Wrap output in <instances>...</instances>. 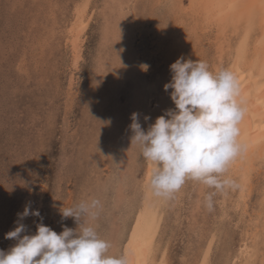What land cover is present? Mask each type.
Returning a JSON list of instances; mask_svg holds the SVG:
<instances>
[{"label": "rangeland", "instance_id": "1", "mask_svg": "<svg viewBox=\"0 0 264 264\" xmlns=\"http://www.w3.org/2000/svg\"><path fill=\"white\" fill-rule=\"evenodd\" d=\"M75 1L0 0V250H8L12 240L5 233L15 228L24 206L38 209L42 223L59 234L64 226L77 227L73 218L62 219L60 208L97 198L103 206L95 221L98 234L110 242L109 254L120 256L117 230L132 217L129 199L144 169L139 147L131 144L130 107L157 116L163 106L175 108L172 89L163 85L178 57L205 61L210 70L224 63L217 48L222 35L195 23L190 0H175L174 9V0H117L114 6L123 2L126 11L120 17L107 9L109 0H90L92 18L76 65L65 30ZM117 25L120 35L130 32L124 44L110 32ZM227 33L230 42L234 35ZM155 118L140 121L142 129ZM261 169L252 173L250 197L238 207L235 187L216 192L209 210L205 197L213 190L191 180L164 204L159 239L167 241V264H195L212 234L210 264H238L243 241L256 233V242L262 241L254 263L261 262ZM40 222L26 217L25 234H35Z\"/></svg>", "mask_w": 264, "mask_h": 264}, {"label": "clouds", "instance_id": "2", "mask_svg": "<svg viewBox=\"0 0 264 264\" xmlns=\"http://www.w3.org/2000/svg\"><path fill=\"white\" fill-rule=\"evenodd\" d=\"M169 70L171 80L163 89H172L169 97L175 108L156 117L147 131L141 127L140 114L132 113L131 144L139 147L150 166L145 187L153 197L169 201L191 180L213 190L205 197L212 210L216 192L234 187L227 172L247 147L240 140L239 125L246 111L239 100L240 86L231 70L213 72L202 60L178 57ZM102 207L99 199L90 198L60 208L62 219L73 218L77 227L64 226L57 234L42 223L38 209L26 205L17 213L15 228L5 233V239L16 243L0 250V264H129L126 255H110V242L98 234L95 221ZM28 216L40 218L35 234H23L27 226L22 221Z\"/></svg>", "mask_w": 264, "mask_h": 264}, {"label": "bare ground", "instance_id": "3", "mask_svg": "<svg viewBox=\"0 0 264 264\" xmlns=\"http://www.w3.org/2000/svg\"><path fill=\"white\" fill-rule=\"evenodd\" d=\"M109 1L111 2L110 4L112 6L106 8H113L112 11L117 13L118 17H120V14L123 15L124 12L126 13V11L123 10V2H121L122 6H114L115 3H118L117 0ZM168 1L170 3L171 0ZM171 5H173L172 9H174V5H176L175 0L171 2ZM190 5L191 10L193 11L192 14L195 17L194 19H199L196 20L195 23L204 26V29L206 27H211L212 29L216 28V30H218L222 35L220 37L221 41L219 40L217 48L218 50H222V54L220 53V55H218L219 60L221 59L222 55L225 59L224 63H221L220 65L223 66L221 68L231 70L236 75L240 86L239 100L246 110L244 119L239 125L240 140L244 144H246V151H244L231 163L227 172V176L229 178H231L232 180L235 179L234 187H231V189L236 187V190L234 191V193H237L235 204L238 207L240 204L245 203L246 199L250 197V193L252 190V187L250 185L252 173L258 171L260 168L264 169V0H190ZM127 11L129 12L130 10ZM70 14L72 18H70V23L65 29L68 39V41L66 42L70 45L69 49H72L71 51L74 55L73 61L77 65L84 35L85 33H87L86 29L88 28L92 18V12L90 10V0L75 1L72 12H70ZM109 16L110 14H106L105 18H110ZM114 23L115 22H113V24ZM128 25H130V23H128ZM118 27V25L111 26L110 32L116 40H120V42L122 41L121 43L124 44L126 36L130 32H127L126 34L123 33L124 35H120L121 32L119 31L120 29H117ZM230 27L231 29H229ZM227 32H229L231 35H234V39H230V42H227V40L228 37L232 38V36H230ZM108 42L114 43V41L111 40ZM220 62H218L216 66L212 65L213 69L211 70L213 72L220 68V65H218ZM135 88L141 90L143 89V86L136 85ZM143 96L145 97V95ZM144 97L143 101L147 100L146 98L144 99ZM130 103L134 104V102H131V100ZM167 103H170V101ZM139 105L137 106L139 107ZM169 105L163 106V109H169ZM145 111L138 112L140 114V121L144 120L145 116H148L149 118L155 116L158 117L157 114L155 115L152 113L151 115L149 112L145 113ZM132 113H134V110H131L130 107V114L128 115L129 120H127V122L130 124L132 122L130 119ZM138 153L139 152H134L135 158H137L136 155ZM125 154L128 155L129 153L126 152ZM125 154L121 156L124 157ZM143 167V180L142 182L137 183V186L133 189L132 197L129 199L131 200V202L129 201V204L130 207L132 206V209H129L131 211L132 217L129 216V222L126 223V221H123V224L118 228L119 230H117V234H119L120 239H118L117 245L121 254L128 257L129 264H167L166 257L167 255H169L167 254V241L163 242L159 239L162 236V234L160 233V228L163 219L162 215L164 213L163 206L167 201H162L153 197L151 193L146 189L145 184L150 166L144 161ZM139 193L140 197L138 195ZM262 193L264 195V191H262ZM262 197L263 198L260 199L259 203L257 204V208L259 210H264V196ZM126 217L127 216L125 214V218ZM257 234L258 233L255 234V238H253L252 241H243V246L242 250H240V254L242 255V257H244L245 261L243 262L241 259L242 257L239 255L240 258L238 260L240 261L239 263L237 262L238 264H255L254 261L258 256L260 250L259 243L260 241H262L260 240L259 242H256V240L258 239ZM215 237L216 236H214V234L210 236L205 249L201 248V255H199L200 258H198L193 263L210 264L211 260H209V254H211L212 252V245L215 241ZM15 243L16 242L12 240L11 244H8L9 248ZM260 261L261 262L259 264H264V253H262Z\"/></svg>", "mask_w": 264, "mask_h": 264}]
</instances>
